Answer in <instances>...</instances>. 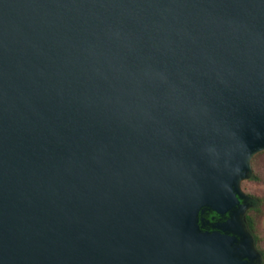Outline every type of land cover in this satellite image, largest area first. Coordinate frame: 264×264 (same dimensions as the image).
I'll return each instance as SVG.
<instances>
[{"label": "water", "instance_id": "obj_1", "mask_svg": "<svg viewBox=\"0 0 264 264\" xmlns=\"http://www.w3.org/2000/svg\"><path fill=\"white\" fill-rule=\"evenodd\" d=\"M262 150L264 0H0V264H259Z\"/></svg>", "mask_w": 264, "mask_h": 264}, {"label": "trees", "instance_id": "obj_2", "mask_svg": "<svg viewBox=\"0 0 264 264\" xmlns=\"http://www.w3.org/2000/svg\"><path fill=\"white\" fill-rule=\"evenodd\" d=\"M251 172L248 173L246 179L251 180L256 184H264V150L256 153L251 159ZM250 199L249 208L245 212V224L246 228L253 238V242H262L263 238L261 233L258 231V223L260 217L264 213V194L258 195L255 193H246ZM208 211L205 209V212ZM211 211V210H210ZM261 256L259 264H264V252L258 250Z\"/></svg>", "mask_w": 264, "mask_h": 264}, {"label": "rangeland", "instance_id": "obj_3", "mask_svg": "<svg viewBox=\"0 0 264 264\" xmlns=\"http://www.w3.org/2000/svg\"><path fill=\"white\" fill-rule=\"evenodd\" d=\"M239 187L245 193H255L258 195L264 194V184H261V185L256 184V183H254L251 180L246 179V178L240 180ZM241 221L245 227L244 214L241 215ZM258 231L261 233L263 240H262V242H255L253 244V247L257 250L264 252V213L259 219Z\"/></svg>", "mask_w": 264, "mask_h": 264}, {"label": "flooded vegetation", "instance_id": "obj_4", "mask_svg": "<svg viewBox=\"0 0 264 264\" xmlns=\"http://www.w3.org/2000/svg\"><path fill=\"white\" fill-rule=\"evenodd\" d=\"M246 194V193H245ZM250 199V197L246 194L244 196V198L241 200V202H243V205L246 206V209L244 211V215H245V212L247 211V209L249 208L250 206V203H248V200ZM201 216L203 217V222H204V225H203V228L204 229H209V230H212L214 229L215 225L217 222H223L225 220H227L229 218V214H225L223 216H219L218 214H216L214 211H204ZM245 228H246V224H245ZM227 232L229 233H234V230L232 229V227H230Z\"/></svg>", "mask_w": 264, "mask_h": 264}]
</instances>
